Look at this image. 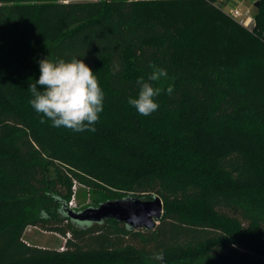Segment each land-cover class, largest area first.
Here are the masks:
<instances>
[{"label":"trees","instance_id":"trees-1","mask_svg":"<svg viewBox=\"0 0 264 264\" xmlns=\"http://www.w3.org/2000/svg\"><path fill=\"white\" fill-rule=\"evenodd\" d=\"M217 1L0 0V264H264V0L254 33ZM46 57L102 70L94 132L41 123L28 89ZM150 64L168 77L145 117L127 101ZM78 186L92 207L159 196L163 217L80 226L64 212Z\"/></svg>","mask_w":264,"mask_h":264},{"label":"clouds","instance_id":"clouds-1","mask_svg":"<svg viewBox=\"0 0 264 264\" xmlns=\"http://www.w3.org/2000/svg\"><path fill=\"white\" fill-rule=\"evenodd\" d=\"M38 63L39 79L30 84L28 91L32 95L29 103L42 116L41 123L46 118L52 127H63L76 133L94 132L100 113L103 112L105 93L89 65L76 57L70 60H51L46 57ZM149 67L152 71L147 80L143 77L137 80V96L127 101L145 117L158 111L160 107L156 98L162 89L154 87L151 82L168 77L166 69L154 64ZM173 91V87L168 86L167 93L170 95ZM154 259L163 260V254H154Z\"/></svg>","mask_w":264,"mask_h":264},{"label":"water","instance_id":"water-1","mask_svg":"<svg viewBox=\"0 0 264 264\" xmlns=\"http://www.w3.org/2000/svg\"><path fill=\"white\" fill-rule=\"evenodd\" d=\"M258 8L260 2H256ZM66 217L80 226L102 224L108 220L124 223L129 230H147L156 228L164 214V204L159 196L151 200H142L135 196L109 200L97 207H88L77 211L64 207Z\"/></svg>","mask_w":264,"mask_h":264},{"label":"rangeland","instance_id":"rangeland-1","mask_svg":"<svg viewBox=\"0 0 264 264\" xmlns=\"http://www.w3.org/2000/svg\"><path fill=\"white\" fill-rule=\"evenodd\" d=\"M226 2L228 6L238 7L243 10L250 11L253 15H256L259 10V7L257 8L255 6L256 4L255 0H227ZM225 14L229 16L227 13ZM99 75H102V70L97 76V79L101 86ZM75 189L76 191L79 190L78 196L72 199L73 201L72 203H73V206H75V209L84 210L88 207H92L93 197L91 196L89 191L85 189L80 190L79 186ZM24 240L27 241L32 246H36L39 248H45V249H57V250L62 251L64 250V246H65L67 238H64L56 233L45 231L41 228L30 227L26 230L24 234Z\"/></svg>","mask_w":264,"mask_h":264},{"label":"built area","instance_id":"built-area-1","mask_svg":"<svg viewBox=\"0 0 264 264\" xmlns=\"http://www.w3.org/2000/svg\"><path fill=\"white\" fill-rule=\"evenodd\" d=\"M255 2H260V0H255ZM216 4L219 7L224 6V7H222L223 11L225 13H227L240 26H242L243 28H245L246 30H248L252 33H254L256 31V28H257L256 15H253L250 11L243 10L241 8H238V7L228 6L225 3V0H218L216 2ZM73 198H75V197H73ZM72 202H73L72 200L69 202L68 207L70 209L75 210V206H73Z\"/></svg>","mask_w":264,"mask_h":264}]
</instances>
